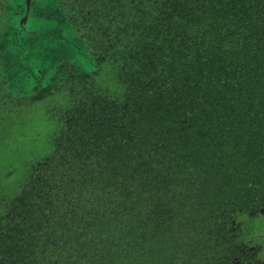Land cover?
<instances>
[{
    "label": "trees",
    "instance_id": "trees-1",
    "mask_svg": "<svg viewBox=\"0 0 264 264\" xmlns=\"http://www.w3.org/2000/svg\"><path fill=\"white\" fill-rule=\"evenodd\" d=\"M65 11L64 21L73 27L87 57L58 58L68 60L83 73H73L68 81L60 82L59 88L28 96L26 101L17 95L16 88L29 91L32 79L28 84L14 85V91H10L12 81L0 73V101L7 106H15L17 101L19 106L24 102L30 105L54 92L63 95V100L45 107L52 128L49 145L61 140L59 136L65 130L74 129L76 105L94 106L92 116L107 132L114 123L121 126L138 120L134 116L136 107L148 106L151 87L169 77L179 86L202 82L203 105L219 117L240 114L241 122L248 123L252 113H258L252 127L261 131L258 139H264V0H65ZM110 101L114 107L106 113ZM88 134L82 132L79 138ZM261 143L264 146L263 140ZM119 144L125 147L116 146ZM114 146V154L96 170L95 179L107 174L116 185H135L142 178L135 168L143 146L126 151L127 143L121 136ZM255 146L256 142L250 144ZM45 159L43 156L38 162L25 164L22 177L12 184L5 185L12 172H0V264H25L29 258V237L35 229L29 225L33 223L28 213L31 189L35 185H59L45 175ZM92 182L101 185L94 179ZM131 192L120 193L96 208L78 204L82 213L78 218L83 220L77 222L88 225V235L91 231L97 234L83 238L81 243L67 241L61 258L74 262L76 258L70 257L83 252L84 256L90 254L88 259L98 256L116 264H143L144 248L149 246L146 239H151L154 225L140 218V194ZM104 226L109 227L108 234ZM182 228L179 223L177 229ZM155 232L163 234L157 228ZM149 254L147 264L159 263L155 251ZM36 255L33 251L30 262L44 264Z\"/></svg>",
    "mask_w": 264,
    "mask_h": 264
},
{
    "label": "flooded vegetation",
    "instance_id": "flooded-vegetation-1",
    "mask_svg": "<svg viewBox=\"0 0 264 264\" xmlns=\"http://www.w3.org/2000/svg\"><path fill=\"white\" fill-rule=\"evenodd\" d=\"M55 7L67 22L65 0ZM22 10L21 0L0 1L3 29L9 27L6 23H15L13 18ZM36 67L30 90L16 88L19 97L43 95L52 87L59 88L71 74L84 71L64 58L39 61ZM203 87L202 82L179 86L169 77L151 87L149 107H136L138 120L121 126L114 123L110 132L100 129L98 118L92 116L94 106L76 105L74 129L65 130L56 145L48 146L42 166L45 175L59 185H35L30 192L28 213L33 223L29 225L35 229L25 264H34L30 262L33 251L44 264H116L98 256L88 259L90 254L83 252L70 257L76 258L74 262L60 255L67 241L81 243L97 234L91 231L88 235V225L77 222L83 220L78 218L82 215L78 204L96 208L127 191L140 194V218L154 225L151 239L145 241L149 246L144 248L143 264L149 263L152 250L159 260L156 264H264V233L261 240L248 238V227L253 230L256 219L264 224V139H258L261 131L252 127L258 113L253 112L248 123L241 122L240 114L219 117L203 105ZM113 107L110 101L106 113ZM79 131L89 134L80 139ZM120 136L127 143L126 151L144 148L136 157L135 170L142 178L135 185H116L107 174L95 179L96 170L114 154L111 149ZM253 142L258 146L250 147ZM93 179L101 185H93ZM179 223L184 228L177 229ZM156 228L163 234L155 232Z\"/></svg>",
    "mask_w": 264,
    "mask_h": 264
},
{
    "label": "water",
    "instance_id": "water-1",
    "mask_svg": "<svg viewBox=\"0 0 264 264\" xmlns=\"http://www.w3.org/2000/svg\"><path fill=\"white\" fill-rule=\"evenodd\" d=\"M34 1L21 0L23 10L15 16L17 23H7L12 29L0 30V73L7 81H12L10 91H14L16 84L30 82L39 61H53L58 57L83 60L87 57L73 34V27L66 24L62 12L54 8L58 0H47L41 3L42 8L34 6ZM35 13H41L45 22L28 23Z\"/></svg>",
    "mask_w": 264,
    "mask_h": 264
},
{
    "label": "rangeland",
    "instance_id": "rangeland-1",
    "mask_svg": "<svg viewBox=\"0 0 264 264\" xmlns=\"http://www.w3.org/2000/svg\"><path fill=\"white\" fill-rule=\"evenodd\" d=\"M43 2L46 3L47 0H35L33 5L42 8L41 3ZM13 22L17 23L15 18ZM38 22L43 23L45 20L34 14L28 21V23ZM4 26V23H0L1 30ZM8 28L12 29V26L9 25ZM12 97L14 98V96ZM21 98V100L26 101L28 95ZM62 98L61 93L54 92L44 100L31 102L30 105H26V102H24L19 106V101H17L15 106H7L5 102L2 104L0 101V172H12V176L8 178V181L5 180V185L19 181L24 173L25 164L38 162L41 157L47 155V149L49 148L48 135L51 133L52 128L46 117L45 107L52 102L63 100ZM259 221L260 219H256L252 225L253 230L248 227L250 231L248 238L251 241L261 240L263 236L264 224H259ZM257 230L260 232L258 236L255 233Z\"/></svg>",
    "mask_w": 264,
    "mask_h": 264
}]
</instances>
